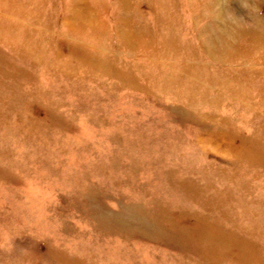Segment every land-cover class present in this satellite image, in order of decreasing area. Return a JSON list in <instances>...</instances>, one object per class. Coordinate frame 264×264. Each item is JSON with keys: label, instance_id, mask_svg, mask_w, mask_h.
Instances as JSON below:
<instances>
[{"label": "rangeland", "instance_id": "rangeland-1", "mask_svg": "<svg viewBox=\"0 0 264 264\" xmlns=\"http://www.w3.org/2000/svg\"><path fill=\"white\" fill-rule=\"evenodd\" d=\"M0 264H264V0H0Z\"/></svg>", "mask_w": 264, "mask_h": 264}]
</instances>
